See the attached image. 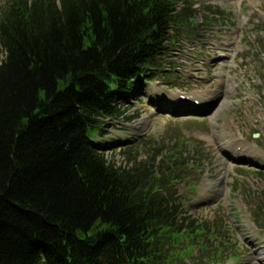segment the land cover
I'll list each match as a JSON object with an SVG mask.
<instances>
[{"label":"trees","instance_id":"1","mask_svg":"<svg viewBox=\"0 0 264 264\" xmlns=\"http://www.w3.org/2000/svg\"><path fill=\"white\" fill-rule=\"evenodd\" d=\"M189 1L0 9V264H179L213 237L183 216L170 168L117 167L93 142L191 30Z\"/></svg>","mask_w":264,"mask_h":264},{"label":"rangeland","instance_id":"2","mask_svg":"<svg viewBox=\"0 0 264 264\" xmlns=\"http://www.w3.org/2000/svg\"><path fill=\"white\" fill-rule=\"evenodd\" d=\"M189 3L191 30L116 101L123 117L93 142L117 167L172 170L183 216L213 235L179 264H264V222L254 221L264 211V0Z\"/></svg>","mask_w":264,"mask_h":264},{"label":"bare ground","instance_id":"3","mask_svg":"<svg viewBox=\"0 0 264 264\" xmlns=\"http://www.w3.org/2000/svg\"><path fill=\"white\" fill-rule=\"evenodd\" d=\"M227 39H231V38H227ZM239 42L237 41V42H235V50L237 49V47H236V45L238 44ZM231 71V70H230ZM229 71V72H230ZM237 73V71L235 70V74ZM218 84V82L216 81V80H212V81H210V83H209V87H213V86H216ZM216 91V90H215ZM215 91H213V92H211V91H209L208 93H206L207 95H209L208 96V98H210L211 97V94H213V93H215ZM225 93H228L229 91L227 90V91H224ZM217 93H220V91H218ZM218 96V94L215 96V97H217ZM196 97V96H195ZM251 114H252V112H251ZM141 125H139V127H137V128H141L142 127V125L144 124V122H142V123H140ZM223 152H225L226 153V151L225 150H223Z\"/></svg>","mask_w":264,"mask_h":264}]
</instances>
